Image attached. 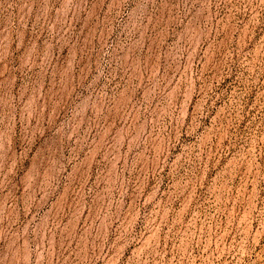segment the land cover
I'll use <instances>...</instances> for the list:
<instances>
[{"label": "rangeland", "instance_id": "1", "mask_svg": "<svg viewBox=\"0 0 264 264\" xmlns=\"http://www.w3.org/2000/svg\"><path fill=\"white\" fill-rule=\"evenodd\" d=\"M0 264H264V0H0Z\"/></svg>", "mask_w": 264, "mask_h": 264}]
</instances>
